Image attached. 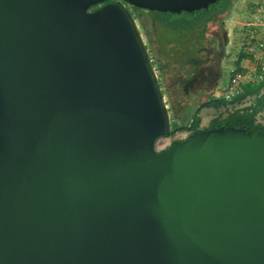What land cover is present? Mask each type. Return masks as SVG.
<instances>
[{
    "label": "water",
    "instance_id": "1",
    "mask_svg": "<svg viewBox=\"0 0 264 264\" xmlns=\"http://www.w3.org/2000/svg\"><path fill=\"white\" fill-rule=\"evenodd\" d=\"M107 1L0 0V264H264V134L157 150L172 115L129 7L219 0Z\"/></svg>",
    "mask_w": 264,
    "mask_h": 264
},
{
    "label": "trees",
    "instance_id": "2",
    "mask_svg": "<svg viewBox=\"0 0 264 264\" xmlns=\"http://www.w3.org/2000/svg\"><path fill=\"white\" fill-rule=\"evenodd\" d=\"M234 1L238 0L218 1L208 9L192 13H175L178 18L172 23L165 18H157L165 30L164 36L168 37V45H162L159 50L161 53L155 49L151 54L159 71L172 115L171 135L179 130L190 129L192 132L189 137H191L200 130H205L200 128L201 118L198 115L200 109L221 107L228 102L214 96L220 76H211L207 79L201 76L209 56L208 52L217 46L214 38L209 35V30L218 23L225 28L223 24L231 15ZM136 10L142 11L138 8ZM216 40L220 42L219 38ZM245 56L242 53L237 65L241 64ZM188 82L192 84L191 87L187 86ZM250 96H256V102L253 105L237 109L229 113L225 119L214 120L206 129L227 125L245 128L255 135L264 134V124L257 123L258 114L264 110V80L258 84L248 85L244 92L233 101H242ZM189 106H192L194 112L189 111Z\"/></svg>",
    "mask_w": 264,
    "mask_h": 264
},
{
    "label": "rangeland",
    "instance_id": "3",
    "mask_svg": "<svg viewBox=\"0 0 264 264\" xmlns=\"http://www.w3.org/2000/svg\"><path fill=\"white\" fill-rule=\"evenodd\" d=\"M221 1L222 0H219V2ZM257 1L258 0L234 1L231 7V15L226 19L225 23L223 24L225 25V29H223L224 27L222 28L221 23L213 25L210 28L209 35L214 38L217 46L208 52L209 56L204 65V69H203L204 73L201 76L202 78L203 76L205 77V79L211 76L214 77L220 76L221 78L220 82H221L222 79H227L230 76L232 69L238 66L237 65L238 60L242 55V53H244L243 23L249 21L252 15L254 14L253 11ZM133 14L137 18V21L139 22L142 30H143V26L146 28L145 30H147L146 33L150 38L149 42L144 30L143 33L148 42L150 51L152 52V50L155 51L156 49L159 53H161L159 50L161 49L162 45L164 44L168 45L167 43L168 37L164 36L165 30L163 26L160 24L158 19L165 18L168 21H171L172 23L174 22V20L178 18V15L175 13H164V12H156L150 10H142L141 12L134 10ZM221 18H224V16H221ZM218 38L220 41L219 43L216 40ZM168 48L170 49L169 46ZM260 71L261 72L264 71V69H262L261 66H260ZM263 80L264 78L262 79V77H257L256 84L262 82ZM187 86L191 87L192 84L188 82ZM216 89L215 91H217ZM214 96L215 98H219V95L215 94V92H214ZM255 102H256V96H250L246 99H243L242 101L227 102V104L222 105L221 107L212 106L200 110L201 112L198 114L202 115L203 118L205 117L206 120L205 122L206 124L204 123L202 127L208 128L209 126L212 125L214 120L225 119L229 115V113L237 109H244L246 107H249L253 105ZM191 107L192 106L188 107L189 111L194 112V109H192ZM257 123L264 124V110L258 114ZM191 132L192 130L190 129L179 130L173 135L161 137L156 143V148L157 150L166 149L167 147L174 144L176 141H181L189 138Z\"/></svg>",
    "mask_w": 264,
    "mask_h": 264
},
{
    "label": "built area",
    "instance_id": "4",
    "mask_svg": "<svg viewBox=\"0 0 264 264\" xmlns=\"http://www.w3.org/2000/svg\"><path fill=\"white\" fill-rule=\"evenodd\" d=\"M253 15L243 23V50L246 55L240 65L232 69L227 79H222L215 94L228 102L241 95L248 85L256 84V78H264V0L256 2Z\"/></svg>",
    "mask_w": 264,
    "mask_h": 264
},
{
    "label": "crops",
    "instance_id": "5",
    "mask_svg": "<svg viewBox=\"0 0 264 264\" xmlns=\"http://www.w3.org/2000/svg\"><path fill=\"white\" fill-rule=\"evenodd\" d=\"M215 93H216V91H215ZM205 108H208V107H205ZM205 108H202V109H200V110H203V109H205ZM201 111H199V113H200ZM199 115V114H198ZM199 117L201 118V129H206L207 127H202L203 126V124L206 122V120H205V117L203 118V116L202 115H199ZM206 124V123H205Z\"/></svg>",
    "mask_w": 264,
    "mask_h": 264
},
{
    "label": "flooded vegetation",
    "instance_id": "6",
    "mask_svg": "<svg viewBox=\"0 0 264 264\" xmlns=\"http://www.w3.org/2000/svg\"><path fill=\"white\" fill-rule=\"evenodd\" d=\"M109 1H111V0H109ZM109 1H107V2H109ZM98 6H96V8H97ZM130 7V9H131V11L134 13V10H136V8H134V7H131V6H129ZM143 10V9H142ZM223 28V27H222ZM146 28L143 26V30H144V32L146 33V31L147 30H145ZM223 29H225V28H223ZM226 31V30H225ZM146 37H147V39H148V42L150 41V38H149V36H148V34L146 33Z\"/></svg>",
    "mask_w": 264,
    "mask_h": 264
}]
</instances>
